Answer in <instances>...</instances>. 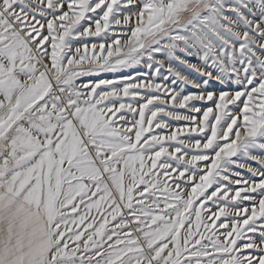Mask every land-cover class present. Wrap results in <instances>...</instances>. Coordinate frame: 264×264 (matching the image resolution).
I'll return each instance as SVG.
<instances>
[{
  "label": "snow or ice",
  "instance_id": "1",
  "mask_svg": "<svg viewBox=\"0 0 264 264\" xmlns=\"http://www.w3.org/2000/svg\"><path fill=\"white\" fill-rule=\"evenodd\" d=\"M0 264H264V0H0Z\"/></svg>",
  "mask_w": 264,
  "mask_h": 264
}]
</instances>
